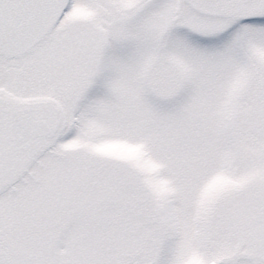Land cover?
I'll use <instances>...</instances> for the list:
<instances>
[{
  "label": "snow or ice",
  "instance_id": "6c2138e0",
  "mask_svg": "<svg viewBox=\"0 0 264 264\" xmlns=\"http://www.w3.org/2000/svg\"><path fill=\"white\" fill-rule=\"evenodd\" d=\"M0 264H264V0H0Z\"/></svg>",
  "mask_w": 264,
  "mask_h": 264
}]
</instances>
